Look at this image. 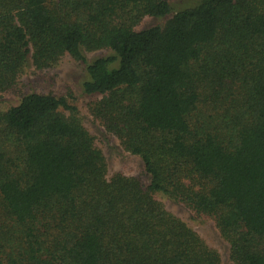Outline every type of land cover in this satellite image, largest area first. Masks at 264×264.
Instances as JSON below:
<instances>
[{"label":"trees","instance_id":"16d2710c","mask_svg":"<svg viewBox=\"0 0 264 264\" xmlns=\"http://www.w3.org/2000/svg\"><path fill=\"white\" fill-rule=\"evenodd\" d=\"M65 56L148 185L108 178L66 99L22 96L0 113V264H221L158 195L264 264V0H0L1 92Z\"/></svg>","mask_w":264,"mask_h":264},{"label":"rangeland","instance_id":"374dc122","mask_svg":"<svg viewBox=\"0 0 264 264\" xmlns=\"http://www.w3.org/2000/svg\"><path fill=\"white\" fill-rule=\"evenodd\" d=\"M167 1L174 7H188L195 4L198 0ZM152 25H154V22L145 18L136 30H142ZM107 54L108 51L98 50L87 53L85 56L91 61ZM82 77V66L73 62L67 56L61 58L56 64L47 69L36 70L28 65L19 73L12 87L5 91H0V113L15 106L22 96L29 93L52 95L66 99L67 103L76 109L77 118L90 137L93 138L95 147L104 155L108 178L114 174H120L124 177L133 178L141 186L146 187L148 185V177L145 175L140 159L125 152L119 141L108 134L102 124L90 115L89 109L92 104L99 100V97H89L82 93L80 88ZM197 115L199 121H209L212 114L207 107L200 105ZM156 198L168 213L181 220L209 248L218 254L221 264H234L229 258V245L221 237L212 219L194 215L182 205L175 204L160 195L156 196Z\"/></svg>","mask_w":264,"mask_h":264}]
</instances>
